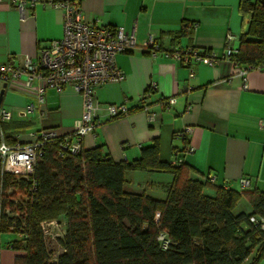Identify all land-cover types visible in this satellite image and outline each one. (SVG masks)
I'll use <instances>...</instances> for the list:
<instances>
[{
	"label": "crops",
	"instance_id": "0c3cea01",
	"mask_svg": "<svg viewBox=\"0 0 264 264\" xmlns=\"http://www.w3.org/2000/svg\"><path fill=\"white\" fill-rule=\"evenodd\" d=\"M19 1V0H16ZM51 0H24L25 17L12 0H0V63L11 61L22 66L27 59L36 61L38 50L63 32V12L52 7ZM85 19L95 26L122 27L135 31L136 46L118 53L116 65L124 71L119 82H106L96 89V120L93 134L83 137V149L101 146L114 162L138 159L141 150L158 143L159 160L171 163L175 151L190 145L192 152L182 156L189 166L188 178L205 183L214 175L220 185L238 189L240 177L264 186V66L250 68L245 76L242 66L225 56L227 42L238 48L242 22L240 0H77ZM255 1V0H252ZM182 26L190 32L177 36ZM228 35L234 39L227 41ZM151 36L159 45L154 51L146 45ZM194 47L209 50L216 62H193L190 67L175 60L170 53L177 48ZM5 85V88H3ZM38 81L30 85L25 77L7 75L0 80L3 89L0 108L10 110L9 120L0 121V137L8 144L30 142L32 133L44 128L65 135L81 123L82 100L71 88H46L44 105L36 100ZM156 88H150L151 86ZM148 112L140 99L146 91ZM175 97L164 106L163 98ZM33 103L26 118L19 113ZM126 103L127 115L110 117L108 104ZM148 113H152L149 120ZM185 126L193 131L185 138L176 134ZM158 170L126 171L125 189L129 182ZM211 184V183H210ZM214 191L204 188L203 193ZM137 193V192H136ZM148 195V194H147ZM208 195V194H207ZM10 233H0V264H13V249L8 247Z\"/></svg>",
	"mask_w": 264,
	"mask_h": 264
},
{
	"label": "trees",
	"instance_id": "16d2710c",
	"mask_svg": "<svg viewBox=\"0 0 264 264\" xmlns=\"http://www.w3.org/2000/svg\"><path fill=\"white\" fill-rule=\"evenodd\" d=\"M239 10L246 25L230 60L264 66V3L240 0ZM189 33L182 26L177 36ZM158 153L154 141L138 159L117 163L101 146L59 155L50 144L28 179L2 172L0 164V233L11 234L13 264H260L264 232L248 218L264 215V188L200 183L188 178V165L162 162ZM131 170L172 174L166 199L127 191L124 174ZM15 188L25 201L15 203L8 193ZM241 196L250 212L234 211ZM60 217L65 228L55 240L62 251L51 262L43 223ZM160 232L169 238L166 250L157 241Z\"/></svg>",
	"mask_w": 264,
	"mask_h": 264
},
{
	"label": "built area",
	"instance_id": "2783aa9c",
	"mask_svg": "<svg viewBox=\"0 0 264 264\" xmlns=\"http://www.w3.org/2000/svg\"><path fill=\"white\" fill-rule=\"evenodd\" d=\"M36 0H30L31 5ZM13 5L20 11L21 18L25 17L24 0H12ZM52 7L61 9L63 12V32L59 39L52 40L48 45L39 48L36 61H27L22 66H15L11 61L0 63V80H5L7 75L12 77H25V82L30 85L36 79V100L42 107L44 105V92L46 88L62 90L71 88L77 92L82 100V113L80 125L68 134L60 135L54 129L44 128L32 133L30 142H18L8 144L1 134L0 137V164L4 173L28 179L32 176L36 163L44 156L45 148L50 144H56L58 154L69 152L78 154L83 149V137L93 134L99 123L96 120L97 102L95 100L96 89L109 81L119 82L124 78V71L116 65L115 57L118 53L132 50L136 46L135 31L125 32L122 27L95 26L85 19L77 0H51ZM234 39L228 35L227 41ZM146 45L155 53L159 45L149 36ZM237 52L227 42L225 56L230 57ZM170 55L177 61L190 67L189 76H193L191 67L193 62L206 61L209 64L216 62V57L209 50H201L194 47L174 49ZM253 66H246L239 71L245 76ZM150 88H156L151 86ZM147 90L141 97L140 104L143 111L148 112ZM175 97L163 98V105H171ZM34 109V104L26 106L19 113L20 117L26 118L27 114ZM106 109L110 117L127 115L129 108L126 103L108 104ZM13 113L10 110L0 108V121L9 120ZM152 120V113H148ZM259 128L264 131V119L259 122ZM193 128L185 126L177 132L178 137L185 138ZM194 148L190 145L182 151H175L171 164L178 166L182 163V156L186 152H192ZM206 182L215 184L216 177L208 175ZM228 181L224 180L219 186L228 189ZM256 183L248 177H240L238 189H253ZM264 186V184H262ZM249 222L264 232V215H250ZM54 224L55 221L43 224ZM45 232V230H44ZM22 235L21 233H16ZM157 241L162 250L169 247L170 241L164 232H160Z\"/></svg>",
	"mask_w": 264,
	"mask_h": 264
},
{
	"label": "rangeland",
	"instance_id": "374dc122",
	"mask_svg": "<svg viewBox=\"0 0 264 264\" xmlns=\"http://www.w3.org/2000/svg\"><path fill=\"white\" fill-rule=\"evenodd\" d=\"M173 176L170 173L160 172V173H147L144 176L129 182L133 191L142 194H148L149 196L164 200L167 197V187L172 183ZM13 193L15 203L25 201V194L21 192V190L15 188L13 190H9L8 193ZM208 195H211V191H206ZM235 212L244 211L250 212L251 206L247 200L243 196L239 197L236 202ZM17 215V213L12 214ZM43 228L45 230V241L47 244V250L49 253L50 261H55L58 254L61 253V248L56 243L57 236H61L63 234L65 228V218L60 217L58 221H55L54 224H43ZM19 233V232H17ZM20 237V235H18ZM23 242H21L22 244ZM14 251V250H13ZM15 253V251H14ZM254 255V252L253 254ZM250 260L246 261L248 263ZM245 263V264H246ZM260 264H264V259L260 261Z\"/></svg>",
	"mask_w": 264,
	"mask_h": 264
},
{
	"label": "water",
	"instance_id": "95a60500",
	"mask_svg": "<svg viewBox=\"0 0 264 264\" xmlns=\"http://www.w3.org/2000/svg\"><path fill=\"white\" fill-rule=\"evenodd\" d=\"M262 3H264V0H260ZM3 88H5V85H3ZM3 89L0 91V102H1V99H2V94H3Z\"/></svg>",
	"mask_w": 264,
	"mask_h": 264
}]
</instances>
